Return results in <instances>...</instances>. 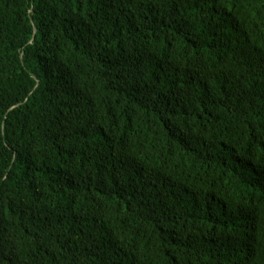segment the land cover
I'll use <instances>...</instances> for the list:
<instances>
[{"label":"trees","instance_id":"16d2710c","mask_svg":"<svg viewBox=\"0 0 264 264\" xmlns=\"http://www.w3.org/2000/svg\"><path fill=\"white\" fill-rule=\"evenodd\" d=\"M0 264H264V0H0Z\"/></svg>","mask_w":264,"mask_h":264}]
</instances>
